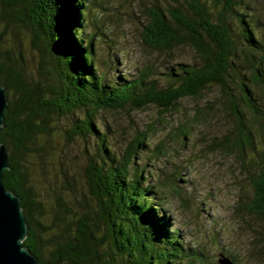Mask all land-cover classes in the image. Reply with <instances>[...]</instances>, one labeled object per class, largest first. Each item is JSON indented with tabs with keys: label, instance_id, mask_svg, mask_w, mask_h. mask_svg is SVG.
Returning a JSON list of instances; mask_svg holds the SVG:
<instances>
[{
	"label": "trees",
	"instance_id": "1",
	"mask_svg": "<svg viewBox=\"0 0 264 264\" xmlns=\"http://www.w3.org/2000/svg\"><path fill=\"white\" fill-rule=\"evenodd\" d=\"M246 1L153 4L147 9L143 44L156 52L188 46L198 63H179L158 74L147 66L133 79L108 81L97 64L95 34L85 32L90 0H0V84L7 97L13 93L0 135L10 167L3 184L21 199L29 227L24 245L38 264H205L200 253L186 248L178 231L165 230L163 188L150 183L147 163L137 162L149 147L148 134H138L118 155L96 118L101 111L149 105L167 113L180 100L199 97L210 87L218 89L235 122L234 131L218 147L238 158L253 190L252 201L241 206L264 217V165L252 171L247 159L257 131H264V36L257 32L261 19L239 11ZM11 29L31 34L42 59L50 57L47 82H28L11 47L5 50L2 37ZM77 111L85 116L73 122L69 138L97 140V152L90 155L84 173L91 204L76 212L57 196L48 213L30 184L28 157H42L34 142L47 134L52 115ZM200 122L196 115L177 127V143ZM167 153L160 144L148 158ZM179 175L174 174L175 182ZM176 186L169 181L165 187L179 195Z\"/></svg>",
	"mask_w": 264,
	"mask_h": 264
},
{
	"label": "rangeland",
	"instance_id": "2",
	"mask_svg": "<svg viewBox=\"0 0 264 264\" xmlns=\"http://www.w3.org/2000/svg\"><path fill=\"white\" fill-rule=\"evenodd\" d=\"M155 3L173 4L172 0H90L85 32L95 34L97 64L108 81L133 79L147 66H153L158 74L179 63H198L188 46L156 52L143 44L141 33L147 23V9ZM241 7L239 11L249 12L254 20L261 19L257 32L263 38L264 0H247ZM234 29L238 32L236 24ZM16 30L2 37L5 50L11 47L28 82H47L50 57L45 56L44 61L31 43V34L20 35ZM196 115L202 122L194 124L190 136L177 143L176 128ZM84 116V111L62 117L52 115L47 134L35 138L34 146L43 151L41 158L37 154L28 157L30 184L48 213L53 212L57 196L76 212L91 204L84 173L90 155L97 152V140L68 136L73 122ZM247 118L252 124L249 113ZM96 119L118 155L138 134H148L149 147L140 153L137 162L147 163L150 183L163 188L166 200L160 212L165 230L178 231L186 248L200 253L205 264H221L222 259L230 264H264V217L251 212L250 206H241L253 198L246 171L237 157L218 147L234 131L235 122L216 87L199 97L180 100L167 113L149 105L101 111ZM160 144L168 148V153L148 158ZM247 159L252 171L264 165V131H257L254 147L247 149ZM175 173H180L176 182ZM169 181L176 183L179 195L165 187Z\"/></svg>",
	"mask_w": 264,
	"mask_h": 264
},
{
	"label": "water",
	"instance_id": "3",
	"mask_svg": "<svg viewBox=\"0 0 264 264\" xmlns=\"http://www.w3.org/2000/svg\"><path fill=\"white\" fill-rule=\"evenodd\" d=\"M8 106L6 88L0 84V135ZM9 168L8 152L0 139V264H38L37 257L24 245L29 227L21 199L3 184V173ZM219 263L230 261L222 259Z\"/></svg>",
	"mask_w": 264,
	"mask_h": 264
}]
</instances>
